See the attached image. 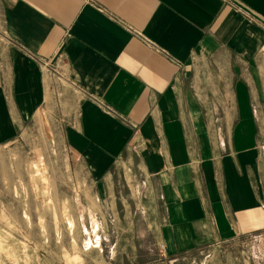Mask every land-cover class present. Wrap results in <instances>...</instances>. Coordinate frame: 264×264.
I'll return each mask as SVG.
<instances>
[{"label":"crops","instance_id":"crops-1","mask_svg":"<svg viewBox=\"0 0 264 264\" xmlns=\"http://www.w3.org/2000/svg\"><path fill=\"white\" fill-rule=\"evenodd\" d=\"M50 103L168 257L264 236V0H0V146Z\"/></svg>","mask_w":264,"mask_h":264},{"label":"rangeland","instance_id":"rangeland-1","mask_svg":"<svg viewBox=\"0 0 264 264\" xmlns=\"http://www.w3.org/2000/svg\"><path fill=\"white\" fill-rule=\"evenodd\" d=\"M45 117L0 146V264H264V236L168 257L124 175L108 198L102 178L66 144L60 106L50 103Z\"/></svg>","mask_w":264,"mask_h":264},{"label":"built area","instance_id":"built-area-1","mask_svg":"<svg viewBox=\"0 0 264 264\" xmlns=\"http://www.w3.org/2000/svg\"><path fill=\"white\" fill-rule=\"evenodd\" d=\"M161 248L163 249V251L166 253V249L164 245H161Z\"/></svg>","mask_w":264,"mask_h":264}]
</instances>
